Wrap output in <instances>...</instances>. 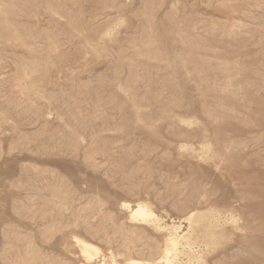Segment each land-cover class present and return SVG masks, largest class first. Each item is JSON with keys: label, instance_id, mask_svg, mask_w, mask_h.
Listing matches in <instances>:
<instances>
[{"label": "rangeland", "instance_id": "obj_1", "mask_svg": "<svg viewBox=\"0 0 264 264\" xmlns=\"http://www.w3.org/2000/svg\"><path fill=\"white\" fill-rule=\"evenodd\" d=\"M173 235L171 264H264V0H0V264Z\"/></svg>", "mask_w": 264, "mask_h": 264}, {"label": "bare ground", "instance_id": "obj_2", "mask_svg": "<svg viewBox=\"0 0 264 264\" xmlns=\"http://www.w3.org/2000/svg\"><path fill=\"white\" fill-rule=\"evenodd\" d=\"M151 1V0H150ZM55 3H56V1H55ZM58 4V3H57ZM132 42V41H131ZM154 46V45H153ZM150 48V47H149ZM152 49V48H151ZM154 49H155V46H154ZM145 50H147V52H149L148 51V49H145ZM144 50V51H145ZM155 50H157V49H155ZM155 50H153L152 49V52L153 51H155ZM158 51V50H157ZM192 52V51H191ZM155 53H156V51H155ZM158 53V56H159V52H157ZM151 54V53H150ZM153 54V53H152ZM147 55H149V54H147ZM150 56V55H149ZM162 57V56H161ZM160 57V58H161ZM148 58V57H147ZM200 59V58H199ZM169 61V60H168ZM191 61V60H190ZM174 62V61H173ZM169 64V63H168ZM171 64V63H170ZM170 64H169V66H170ZM175 64V63H174ZM171 65H173V63L171 64ZM171 67V69H173V68H175L176 66H173V68H172V66H170ZM179 67H181V65L179 66ZM177 68H175V70H176ZM180 69V68H179ZM174 71V70H173ZM179 72V71H178ZM132 73V72H131ZM173 98V97H172ZM175 98V97H174ZM173 100V99H172ZM177 100V99H176ZM144 120V119H143ZM69 131V130H68ZM74 133V132H73ZM36 188V187H35ZM38 189V188H37ZM36 189V190H37ZM175 189H176V187H175ZM174 189V191L175 192H177L176 190ZM35 190V189H34ZM172 190V189H171ZM39 190H37V192H38ZM54 193V192H53ZM172 193V192H171ZM174 193V192H173ZM172 193V194H173ZM54 194H56V193H54ZM188 195V194H187ZM57 196H59V195H57ZM197 196H198V194H197ZM201 197H204V196H201ZM38 198V197H37ZM58 198V197H57ZM61 198V197H60ZM59 199V198H58ZM197 199H198V197H197ZM63 200V199H62ZM79 200H81L80 198H79ZM194 200V199H193ZM199 200H200V198H199ZM56 201V200H55ZM77 201H78V199H77ZM76 201V202H77ZM181 201V200H180ZM202 201H204V200H202ZM63 202V201H62ZM70 202H72L71 204H73V201H70ZM70 202H69V204H70ZM178 202V201H177ZM192 203H193V201H191ZM205 202V201H204ZM57 203H58V201H57ZM68 203V202H67ZM67 203H65L66 205H67ZM75 203V202H74ZM78 203V202H77ZM183 203V202H182ZM206 203V202H205ZM55 204V202L52 204V205H54ZM68 204V205H69ZM70 204V205H71ZM180 204V203H179ZM43 205V204H42ZM46 205V204H45ZM48 205H50L49 203H48ZM47 205V206H48ZM178 205V204H177ZM183 205V204H182ZM184 205H185V203H184ZM51 206V205H50ZM58 206V205H57ZM62 206V205H61ZM63 206H64V204H63ZM62 206V207H63ZM179 206H181V205H179ZM178 206V207H179ZM52 207V206H51ZM62 207H60V208H62ZM75 207V206H74ZM78 207H80V206H78ZM83 207V206H82ZM183 206H181L179 209H181ZM186 207V206H185ZM53 208V207H52ZM56 208V207H55ZM64 208V207H63ZM126 208H129V206H127ZM184 208V207H183ZM66 209V208H65ZM68 209V208H67ZM70 209V208H69ZM78 209V208H77ZM80 209H81V207H80ZM80 209L78 210V211H80ZM186 209H187V207H186ZM53 210V209H52ZM73 210H74V208H73ZM83 210V209H82ZM44 211V210H43ZM50 211V210H49ZM62 211V210H61ZM77 211V210H76ZM181 211H182V209H181ZM51 212V211H50ZM53 212H54V210H53ZM81 212V211H80ZM96 212V211H95ZM100 212V211H99ZM129 212H130V214H129V217H130V220H132V221H139V222H141V223H143V222H147V221H150V220H155L156 219V216H155V214L146 206V205H144V204H142V205H140V204H138V205H136L134 208H130V210H129ZM46 213V212H45ZM55 213V215L57 214L56 213V211L54 212ZM61 213V212H60ZM59 213V214H60ZM94 213V212H93ZM92 213V214H93ZM101 213V212H100ZM100 213H98V214H100ZM196 213V212H195ZM63 214V213H62ZM81 214H83V213H81ZM48 215H50V213L48 212ZM51 215H52V212H51ZM54 215V216H55ZM58 215V214H57ZM61 215V214H60ZM59 215V216H60ZM73 216H75L74 214H72ZM76 215H77V213H76ZM86 215H87V213H86ZM218 215V214H217ZM92 216V215H91ZM97 216V215H96ZM50 217V216H49ZM57 217V216H56ZM66 217H68V215L67 216H65V218ZM72 217V216H71ZM79 217H81V216H79ZM89 217V216H88ZM87 217V218H88ZM188 217V216H187ZM213 217V216H212ZM214 217H215V215H214ZM213 217V218H214ZM216 217H218V216H216ZM44 218H46V216L44 217ZM51 218V217H50ZM60 218V217H59ZM69 218V217H68ZM91 218V217H90ZM191 218H192V215L190 214V216L188 217V219H189V221L191 220ZM46 219H48V218H46ZM52 219H55V217L54 218H52ZM62 219V218H61ZM84 219H85V217H84ZM95 218H93V220H94ZM215 219H219V218H215ZM75 220H77V218L75 219ZM85 220H87V219H85ZM92 220V221H93ZM185 220V219H184ZM211 220H214V219H211ZM51 221H54V220H50V222ZM80 221H82V219H80ZM97 221V220H96ZM215 221V220H214ZM214 221H213V223H214ZM217 221H219V220H217ZM49 222V223H50ZM48 223V222H47ZM72 223H74V222H72ZM84 223L86 224V222L84 221ZM216 223V222H215ZM214 223V224H215ZM219 223V222H218ZM218 223H216V224H218ZM54 224H55V222H54ZM54 224H52V225H54ZM82 224V223H81ZM80 224V225H81ZM210 224H211V222H210ZM213 224V225H214ZM70 225V224H69ZM76 225V224H75ZM83 225V224H82ZM188 225H189V223H188ZM59 226V225H58ZM78 226H79V224H78ZM87 226H90V225H88L87 224ZM119 226V225H118ZM190 226V225H189ZM211 226V225H210ZM216 226V225H215ZM52 227H54V226H52ZM93 227H95V226H93ZM57 228V227H56ZM84 228V227H83ZM189 228L190 227H188V229H187V231L189 230ZM85 229V228H84ZM83 229V231H85ZM178 229V228H177ZM65 230V229H64ZM122 230V229H121ZM121 230H119L121 233H122V231ZM70 231H71V229H70ZM117 231V230H116ZM169 231V230H168ZM172 231L174 232V230L172 229ZM179 231V230H178ZM87 232V231H86ZM94 232V231H93ZM92 232V233H93ZM119 232V233H120ZM172 232V233H173ZM189 232H190V230H189ZM88 233H91V232H89L88 231ZM125 233H127V231H125ZM140 233V232H139ZM167 233V232H166ZM184 233V232H183ZM191 233V232H190ZM189 233V234H190ZM98 234V233H97ZM97 234H95V235H97ZM186 234V233H185ZM184 234V235H185ZM188 234V235H189ZM169 235H170V232H169ZM182 235V234H181ZM188 235H186V237L188 236ZM123 236H124V238H126V234L124 235L123 234ZM183 236V235H182ZM72 237H74V236H72ZM109 238V237H108ZM188 238H189V236H188ZM168 239V238H167ZM186 239V238H185ZM74 240H75V242H76V244H77V247H78V249H79V252H80V254H81V256L83 257V259L84 260H86V262H91V261H93V260H95V258H96V256L98 255V249H96L94 246H92L91 244H89L88 242H86L85 240L83 241V240H80V239H77V238H74ZM128 240V239H127ZM166 241V240H165ZM182 241L184 242L185 240H183V238H182ZM109 242V241H108ZM107 242V243H108ZM181 242V241H180ZM186 242V241H185ZM182 243V242H181ZM109 244V243H108ZM183 244V243H182ZM185 244H187V242L185 243ZM179 245V240H178V238H177V236H169V239H168V241H167V243H166V247H164V249H162L163 250V256H161V257H159V259H155V260H152V261H144V262H142V261H139V260H134V259H131V258H127V259H125V263L124 264H162V263H164V264H168V263H170L169 261H171L170 260V258H172L173 256H175L176 255V250H177V246ZM189 245H190V239H189ZM191 246H189V248H190ZM156 248V247H155ZM181 249V248H180ZM187 249V248H186ZM191 249V248H190ZM180 251V250H179ZM178 251V252H179ZM185 251V253L187 252L188 254H189V250H184ZM155 252V251H154ZM191 252V251H190ZM179 253H181V252H179ZM186 253V254H187ZM192 253H195V252H193L192 251ZM182 254V253H181ZM185 254V255H186ZM188 254L186 255V256H188ZM162 255V254H161ZM183 255V254H182ZM191 255V254H190ZM198 254L196 253V256H197ZM179 256V255H178ZM195 256V255H194ZM182 257V256H181ZM184 258H185V256H183ZM198 257V256H197ZM196 257V259H198ZM112 258V257H111ZM179 258V257H178ZM190 258V257H189ZM192 258H193V256H192ZM191 258V259H192ZM175 259V258H174ZM187 259V258H186ZM185 259V260H186ZM194 259H195V257H194ZM195 259V260H196ZM146 260V259H145ZM172 261L174 262V261H176V263H177V259L176 260H173L172 259ZM189 261V263H190V261L191 260H188ZM192 261H193V259H192ZM196 261H198V260H196ZM85 262V261H84ZM172 262V263H173ZM179 262H181L180 260H179ZM186 263H188L187 261H186ZM194 263H196L197 264V262H195L194 261ZM53 264V263H52ZM101 264H104V262L103 263H101ZM110 264H121V263H118L115 259L114 260H112L111 259V262H110ZM171 264V263H170ZM178 264V263H177Z\"/></svg>", "mask_w": 264, "mask_h": 264}]
</instances>
